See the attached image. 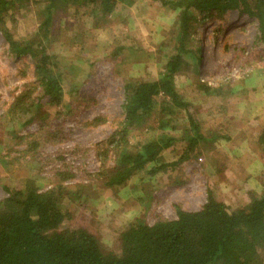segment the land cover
<instances>
[{
	"label": "trees",
	"instance_id": "16d2710c",
	"mask_svg": "<svg viewBox=\"0 0 264 264\" xmlns=\"http://www.w3.org/2000/svg\"><path fill=\"white\" fill-rule=\"evenodd\" d=\"M151 1L176 13L160 77L123 81L122 119L106 142L96 146L102 167L93 176L95 184L67 186L75 175L70 163L63 162L51 171L56 181L48 190H41L30 178L20 179L16 188L3 186L6 196L0 200V264H264V180L259 193L248 191L246 200L233 208L207 190L205 203L197 211L175 207L174 219L156 217L151 224L135 218L116 234L113 251L105 249L98 235L83 223L73 224V211L93 212L89 200L109 195L113 202H125L120 200V192L128 188L134 192L145 183L169 179L181 164L197 160L201 150L209 148V140L200 133V123L189 113L192 104L175 86V78L180 75L196 78V66L201 61L200 50L194 49L197 26L221 22L232 12L251 19L256 23V42L262 46L259 58L264 59V0ZM129 2L35 0L33 4L40 6L35 31L21 38L14 33L13 15L25 9L28 0H0V34L7 53L14 58L28 57L33 67L31 80L23 83L3 117L21 119L13 123L11 133L33 123L39 127L41 133L31 143H27L31 136L13 134L10 138L26 143L21 159L27 157L32 164L35 161L39 171L45 165L42 138L53 137L47 121L51 112L57 113L63 97L59 59L48 50L58 35L55 26L59 30L63 14L71 12L72 18L88 13L93 27H98L119 5ZM122 51L117 46L107 56L113 62ZM123 60L134 61V55L117 62ZM19 74L24 75L21 69ZM194 82L199 94L206 97H227L231 93L229 83L210 87ZM189 130L191 135H187ZM132 137L137 138L135 143L130 142ZM178 143L182 146L176 151ZM254 144L264 161V127ZM165 152L176 160L165 161Z\"/></svg>",
	"mask_w": 264,
	"mask_h": 264
},
{
	"label": "rangeland",
	"instance_id": "374dc122",
	"mask_svg": "<svg viewBox=\"0 0 264 264\" xmlns=\"http://www.w3.org/2000/svg\"><path fill=\"white\" fill-rule=\"evenodd\" d=\"M33 1L28 0L25 9L13 15L18 37H28L35 31L40 6ZM175 21L176 13L151 0L122 3L98 27H93L88 13L73 18L71 12L63 14L61 30L55 26L58 35L48 48L59 59L63 97L57 113L51 112L47 121L53 137L42 138L45 165L41 171L35 161L32 164L27 157L21 159L26 143L10 139L13 134L31 136L27 142L31 143L41 133L39 127L33 123L11 133L13 123L21 119L3 117L23 83L31 80L32 63L28 57H10L0 34V200L6 196L3 186L16 188L23 178L36 180L41 190L50 189L56 181L52 172L63 162L70 163L75 175L67 186L95 184L93 176L102 167L96 146L106 142L122 119L123 81L160 77ZM256 35V23L234 12L221 22L196 27L194 49L200 50L201 57L196 78L180 75L175 78V86L192 104L189 113L200 123V133L209 140V148L202 149L197 160L181 164L169 179L145 183L134 192L129 188L120 192V200L125 202H113L109 195L89 200L93 212L73 211L74 225L83 223L98 235L105 249L113 251L116 234L135 218L151 224L156 217L174 219L175 207L197 211L205 203L207 190L232 208L246 200L248 191H261L264 161L254 141L264 127V59L259 58L262 46L256 42ZM117 46L123 51L111 62L107 55ZM131 55L134 61L117 62ZM194 81L210 87L229 83L231 93L227 97H206L199 94ZM191 133L189 130L187 135ZM136 141L132 137L130 142ZM181 146L178 143L174 150ZM164 156L165 161L176 160L169 152ZM110 162L111 158L108 166ZM247 175L249 179L244 180Z\"/></svg>",
	"mask_w": 264,
	"mask_h": 264
}]
</instances>
